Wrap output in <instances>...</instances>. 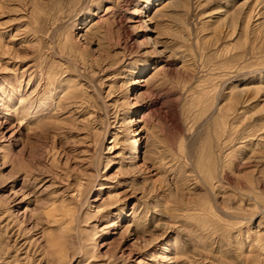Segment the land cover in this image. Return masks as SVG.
Instances as JSON below:
<instances>
[{
  "label": "rangeland",
  "instance_id": "rangeland-1",
  "mask_svg": "<svg viewBox=\"0 0 264 264\" xmlns=\"http://www.w3.org/2000/svg\"><path fill=\"white\" fill-rule=\"evenodd\" d=\"M176 1L0 0V264H264V0Z\"/></svg>",
  "mask_w": 264,
  "mask_h": 264
},
{
  "label": "bare ground",
  "instance_id": "bare-ground-1",
  "mask_svg": "<svg viewBox=\"0 0 264 264\" xmlns=\"http://www.w3.org/2000/svg\"><path fill=\"white\" fill-rule=\"evenodd\" d=\"M185 2V1H187V0H177L176 2L178 3V2ZM189 1V0H188ZM175 2V1H174ZM150 5V4H149ZM251 17V16H250ZM141 21V20H140ZM157 52V51H156ZM161 52H163V51H161ZM161 52H157L158 54H162ZM145 85V84H144ZM116 120H117V118H116ZM113 124H115V122L113 123ZM117 126V125H116ZM121 126V125H120ZM119 126V127H120ZM123 126V125H122ZM114 129V128H113ZM118 129V128H117ZM117 129H115L116 130V132H114V134H113V137H114V139L115 140H112V141H110V145L108 146V149H109V151H111V152H114V151H116L118 148H119V144L116 142V140H117V137H118V133H121L120 131H118ZM122 129V128H121ZM134 144H135V142H134ZM137 154H139V153H137ZM81 183V182H80ZM84 184L85 183H81V185L79 186V188L78 189H76L74 192H73V194H72V198L73 199H78V197H79V193H81V191H82V188L84 187ZM110 198V197H109ZM80 199V198H79ZM111 199V198H110ZM119 199L117 198V199H112V201L110 202V204H108V207H113L114 209L115 208H117L118 206H119ZM55 207V206H54ZM52 208V207H51ZM110 210V209H109ZM99 212H101V210H98L97 212H96V214L98 213L99 214ZM103 212H105V211H103Z\"/></svg>",
  "mask_w": 264,
  "mask_h": 264
}]
</instances>
